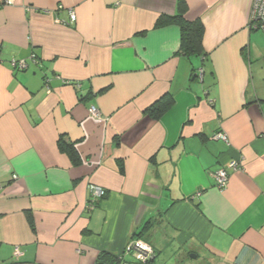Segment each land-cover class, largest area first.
Returning a JSON list of instances; mask_svg holds the SVG:
<instances>
[{
    "label": "crops",
    "instance_id": "1",
    "mask_svg": "<svg viewBox=\"0 0 264 264\" xmlns=\"http://www.w3.org/2000/svg\"><path fill=\"white\" fill-rule=\"evenodd\" d=\"M4 1L0 264H96L140 232L154 257L131 264H264V33L251 0H183L204 27L190 56L179 24H157L179 0Z\"/></svg>",
    "mask_w": 264,
    "mask_h": 264
},
{
    "label": "built area",
    "instance_id": "2",
    "mask_svg": "<svg viewBox=\"0 0 264 264\" xmlns=\"http://www.w3.org/2000/svg\"><path fill=\"white\" fill-rule=\"evenodd\" d=\"M5 3L11 2L10 0H5ZM70 22H74L76 19V15L74 12H69ZM249 24L254 29H259L264 33V0H251L250 8H249ZM35 58V55L32 56ZM27 61L24 59L12 58L10 61V66L13 70H23L27 68ZM202 73V69H200V75ZM89 112L93 117H100V113L95 106H91L89 108ZM214 138L220 139L222 141L227 142V136L224 133L218 132L213 135ZM238 162L236 160L230 161L225 168H221L214 173V178L216 181V185L219 189H222L226 185L227 181V168L235 170L238 168ZM17 178L16 175H12V179L15 180ZM2 185L0 184V189ZM89 195L92 199H100L106 195L105 189L98 185H90L89 186ZM21 251L16 248L15 255L20 256ZM127 255L132 258L131 262H124V264L131 263H149L152 261L154 257V249L153 247L147 243L142 238H132L130 239L125 247L123 253L119 255V263L123 260V256Z\"/></svg>",
    "mask_w": 264,
    "mask_h": 264
},
{
    "label": "trees",
    "instance_id": "3",
    "mask_svg": "<svg viewBox=\"0 0 264 264\" xmlns=\"http://www.w3.org/2000/svg\"><path fill=\"white\" fill-rule=\"evenodd\" d=\"M187 10L186 4L183 0H179L177 3V14L173 17L161 19L157 24H163L167 22H175L179 24L181 29L180 39V52L184 55L190 56L193 54L203 55L202 50V37L204 33V27L200 19L189 21L184 17ZM13 70V69H12ZM25 70V69H23ZM16 71V70H15ZM22 71V70H17ZM172 97L170 95H164L155 101L153 104L146 108V112L153 118H159L160 115L171 105ZM58 147L61 151L66 153L73 164L80 163V156L75 148L74 143L67 141L63 136L59 137ZM122 171V167H120ZM31 222V221H30ZM135 238H141V232L134 235ZM119 256L111 254L108 251L101 250L96 258V264H119Z\"/></svg>",
    "mask_w": 264,
    "mask_h": 264
},
{
    "label": "bare ground",
    "instance_id": "4",
    "mask_svg": "<svg viewBox=\"0 0 264 264\" xmlns=\"http://www.w3.org/2000/svg\"><path fill=\"white\" fill-rule=\"evenodd\" d=\"M2 4V2L0 3V5Z\"/></svg>",
    "mask_w": 264,
    "mask_h": 264
},
{
    "label": "rangeland",
    "instance_id": "5",
    "mask_svg": "<svg viewBox=\"0 0 264 264\" xmlns=\"http://www.w3.org/2000/svg\"><path fill=\"white\" fill-rule=\"evenodd\" d=\"M261 31V30H260Z\"/></svg>",
    "mask_w": 264,
    "mask_h": 264
}]
</instances>
